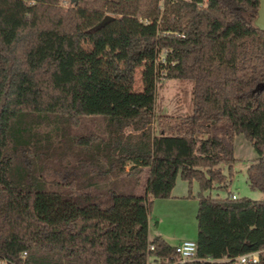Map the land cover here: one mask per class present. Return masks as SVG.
Listing matches in <instances>:
<instances>
[{
	"label": "trees",
	"instance_id": "16d2710c",
	"mask_svg": "<svg viewBox=\"0 0 264 264\" xmlns=\"http://www.w3.org/2000/svg\"><path fill=\"white\" fill-rule=\"evenodd\" d=\"M257 7L0 0V264H145L147 251L156 264H238L258 251L245 264H264V200L227 191L238 133L256 152L247 185L264 189ZM163 79L191 81L188 114L155 113ZM83 117L102 124L72 133ZM177 177L187 196L197 185L195 252L183 261L147 235L152 200L170 197Z\"/></svg>",
	"mask_w": 264,
	"mask_h": 264
},
{
	"label": "rangeland",
	"instance_id": "374dc122",
	"mask_svg": "<svg viewBox=\"0 0 264 264\" xmlns=\"http://www.w3.org/2000/svg\"><path fill=\"white\" fill-rule=\"evenodd\" d=\"M89 51L86 43H80L78 47V57H83ZM191 86L188 79H163L156 82L154 95V111L171 115H185L191 110ZM140 88L139 68L134 72L133 89ZM101 125L99 117H83L80 124L71 129L74 134L83 133L86 130H92L95 125ZM233 156L234 161L231 164L232 175L227 191L235 197L246 196L251 199L264 200V189H252L247 185L245 178V169L249 162L256 157V152L250 142L241 134L233 136ZM183 181L176 178L175 188L172 194L175 197H169L166 200L157 199L152 201L148 212V238L160 234L163 239L174 244L178 240H194L196 232L195 212L197 201L195 194L197 192L196 184L191 182L190 194L186 198H180L178 194L179 185ZM188 190V189H187ZM211 197H223L226 190L212 188L205 192Z\"/></svg>",
	"mask_w": 264,
	"mask_h": 264
},
{
	"label": "built area",
	"instance_id": "2783aa9c",
	"mask_svg": "<svg viewBox=\"0 0 264 264\" xmlns=\"http://www.w3.org/2000/svg\"><path fill=\"white\" fill-rule=\"evenodd\" d=\"M230 196L232 198L234 197L233 194H231ZM152 248L153 247L151 244L147 246V250H151ZM174 251L178 256L179 261L191 259L194 257L195 242L194 240H190V239L180 240L177 244L174 245ZM257 252L258 251H252V252L239 254L236 257H234V259L237 261L238 264H245L248 261L253 262L256 261L257 259ZM145 264H156V262L150 258L148 251L145 257Z\"/></svg>",
	"mask_w": 264,
	"mask_h": 264
},
{
	"label": "water",
	"instance_id": "95a60500",
	"mask_svg": "<svg viewBox=\"0 0 264 264\" xmlns=\"http://www.w3.org/2000/svg\"><path fill=\"white\" fill-rule=\"evenodd\" d=\"M68 1L69 3H76L77 0ZM110 19H112V16L109 14H105L102 19L95 25V27L103 25L106 21ZM253 24L260 30L264 31V0H258V7L256 10V16L253 20Z\"/></svg>",
	"mask_w": 264,
	"mask_h": 264
},
{
	"label": "crops",
	"instance_id": "0c3cea01",
	"mask_svg": "<svg viewBox=\"0 0 264 264\" xmlns=\"http://www.w3.org/2000/svg\"><path fill=\"white\" fill-rule=\"evenodd\" d=\"M180 179V178H179ZM181 180V179H180ZM184 183H183V185H179L180 187H178L179 188V193L180 194H178L179 195V197L180 198H186V197H189V196H187V194H188V185H187V183L184 181V180H182ZM175 184H176V180H175V182H174V185H173V187H172V190H171V196L170 197H175V195H173L172 194V191H173V189L175 188ZM196 184V183H195ZM190 186H191V183H190V185H189V191H190ZM196 188H197V185H196ZM190 193V192H189ZM232 194V193H231ZM167 198H169V197H167ZM167 198H157V199H164V200H166ZM154 200H156V199H154ZM154 200H152V201H154ZM147 229H148V222H147ZM156 235H160V234H156ZM161 236V235H160ZM162 237V236H161ZM163 238V237H162ZM180 240H178V241H176L174 244H172V245H175V244H177L178 242H179ZM171 245V244H170Z\"/></svg>",
	"mask_w": 264,
	"mask_h": 264
}]
</instances>
